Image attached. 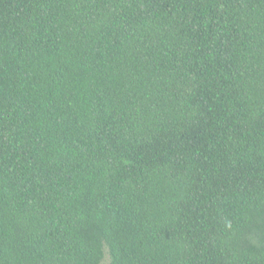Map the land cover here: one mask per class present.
Returning a JSON list of instances; mask_svg holds the SVG:
<instances>
[{
    "label": "trees",
    "instance_id": "trees-1",
    "mask_svg": "<svg viewBox=\"0 0 264 264\" xmlns=\"http://www.w3.org/2000/svg\"><path fill=\"white\" fill-rule=\"evenodd\" d=\"M264 264V0H0V264Z\"/></svg>",
    "mask_w": 264,
    "mask_h": 264
},
{
    "label": "rangeland",
    "instance_id": "rangeland-1",
    "mask_svg": "<svg viewBox=\"0 0 264 264\" xmlns=\"http://www.w3.org/2000/svg\"><path fill=\"white\" fill-rule=\"evenodd\" d=\"M102 264H110V258H109L108 252L106 253V257Z\"/></svg>",
    "mask_w": 264,
    "mask_h": 264
}]
</instances>
